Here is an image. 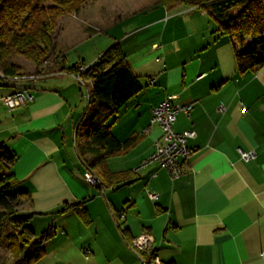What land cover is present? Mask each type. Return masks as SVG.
Masks as SVG:
<instances>
[{
	"label": "crops",
	"instance_id": "0c3cea01",
	"mask_svg": "<svg viewBox=\"0 0 264 264\" xmlns=\"http://www.w3.org/2000/svg\"><path fill=\"white\" fill-rule=\"evenodd\" d=\"M87 3L58 27L52 53L60 58L21 85L34 95L31 103L9 109L2 99L20 84L0 87V136L18 157L11 166L16 190L29 195L21 213L32 215L33 240L50 234L33 264H142L129 244L142 234L152 236L151 252L164 264H264V65L241 73L237 61L252 39L239 46L216 31L207 12L186 5ZM114 44L143 89L108 124L122 143L138 138L107 161L111 172L130 171L134 181L101 189L85 182L75 143L87 93L63 70L93 64ZM168 96L193 106L178 115L175 131L196 133L176 181L157 164L142 167L162 135L151 108ZM250 152L255 158L242 157ZM67 204L80 205L88 223L74 210L58 213ZM19 245L6 239L0 264H26L34 249L19 253Z\"/></svg>",
	"mask_w": 264,
	"mask_h": 264
},
{
	"label": "trees",
	"instance_id": "16d2710c",
	"mask_svg": "<svg viewBox=\"0 0 264 264\" xmlns=\"http://www.w3.org/2000/svg\"><path fill=\"white\" fill-rule=\"evenodd\" d=\"M42 1L2 0L0 3V72L8 79L32 76L21 72L22 67L15 61L17 58L31 62L36 70L34 75L40 74L55 47L60 19L77 13L79 7L90 0H46L52 2V6H44ZM162 3L167 9L186 5L207 12L216 24V31L241 47L245 46L246 38H251V46L237 55L241 73L264 65V0H162ZM234 11L238 13L233 15ZM82 67L86 68L83 73L80 71ZM63 72L80 75L82 83L90 84L86 91L88 108L75 136L78 156L85 170L95 174L100 183L96 187L101 189L130 184L134 181L130 171L113 173L107 164L108 159L126 153L138 142L136 136L120 142L108 125L143 89L121 46L114 44L91 65L80 63ZM8 86L0 81V87ZM17 159L14 150L4 143L0 145V250L6 239L14 238L20 242L19 253L27 247L34 249L33 252L28 251L29 256L25 258L26 264H33L42 257V244L50 234L33 240L29 226L32 215L21 213L29 195L16 190L11 166ZM69 210L76 211L88 223L85 210L80 205L67 204L58 213ZM9 228L14 233L6 236Z\"/></svg>",
	"mask_w": 264,
	"mask_h": 264
},
{
	"label": "built area",
	"instance_id": "2783aa9c",
	"mask_svg": "<svg viewBox=\"0 0 264 264\" xmlns=\"http://www.w3.org/2000/svg\"><path fill=\"white\" fill-rule=\"evenodd\" d=\"M86 68H81L80 71L83 73ZM75 78L82 83L80 75H76ZM37 76H27L21 79H8L0 72V81L14 86L20 84L18 89L7 96L3 97V103L11 110L22 107L31 103L34 100V95L29 89L21 87L22 84L29 83L32 80L36 81ZM176 96H168L158 106L151 108L152 113V124H156L161 130V138L155 143L154 152L148 157L143 163L142 167H147L151 164H157L161 168L165 169L171 179L176 181L180 179L184 173V165L187 164L192 156V151L188 147V141L196 138V133L193 131L176 132L174 129L175 123L177 122L178 115L180 113H186L190 115L193 109L192 105L179 106L174 103ZM224 111V108H221ZM149 131H147L148 133ZM243 158H255V153H243ZM84 180L92 186L99 185V180L94 173L87 170L84 175ZM153 200L157 199L155 194H151ZM125 217V213L121 214ZM132 251L137 255L142 264H164L162 259L155 253L151 252L153 244V238L149 234H142L131 240L129 243ZM90 255V251L86 252Z\"/></svg>",
	"mask_w": 264,
	"mask_h": 264
},
{
	"label": "rangeland",
	"instance_id": "374dc122",
	"mask_svg": "<svg viewBox=\"0 0 264 264\" xmlns=\"http://www.w3.org/2000/svg\"><path fill=\"white\" fill-rule=\"evenodd\" d=\"M1 1L2 0H0V3H1ZM91 2V0L89 1V3ZM42 3H43V5L44 6H52V2H49V1H46V0H43L42 1ZM87 3V2H86ZM85 3V4H86ZM85 8H88V3H87V5H82V6H80L79 7V9H78V11H82V10H85ZM77 11V12H78ZM238 12L237 11H234L233 12V15H236ZM74 14V13H73ZM73 14H71V15H66V16H64V17H62V19H60V21H59V23H58V26L60 27H63V25H64V19L66 18V17H70V16H73ZM82 21V20H81ZM57 31H58V29H57ZM106 31V29L104 28V30H102V32L104 33ZM57 33V32H56ZM105 33H108V32H105ZM246 39H248V38H246ZM103 40H105V35H102L101 37H99V38H96V39H92L90 42H88L87 44L88 45H90L91 47H94L95 46V44H97V43H99V42H101V41H103ZM74 44H75V42H72L71 43V45L70 46H74ZM58 54L56 53H52V54H50V56H49V58H48V60H47V62L44 64V66L45 65H47L48 64V62H52L53 60H56V59H59L60 57H56ZM16 63L19 65V66H21L22 67V70H21V72L22 73H24V74H31V75H34L35 74V72H36V70H35V68H34V66L32 65V63L31 62H29V61H27V60H25L24 58H17L16 60ZM78 81V80H77ZM79 82V81H78ZM81 83V82H80ZM82 84V88H83V90H84V93L87 91V89H89L90 88V84L87 82V83H81ZM84 104H85V109H87V107H88V102L85 100V102H84ZM110 124H111V121H110ZM4 137V138H3ZM5 137H6V134L4 135V136H0V145L2 144V143H4L5 144ZM82 142H83V140H82ZM81 142V143H82ZM6 145H8V144H6ZM22 216V215H21Z\"/></svg>",
	"mask_w": 264,
	"mask_h": 264
}]
</instances>
